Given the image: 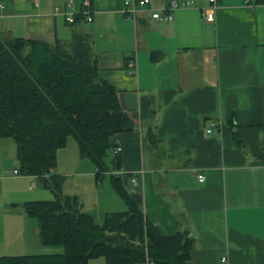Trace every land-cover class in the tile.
Returning <instances> with one entry per match:
<instances>
[{
    "label": "crops",
    "instance_id": "obj_1",
    "mask_svg": "<svg viewBox=\"0 0 264 264\" xmlns=\"http://www.w3.org/2000/svg\"><path fill=\"white\" fill-rule=\"evenodd\" d=\"M85 1L0 0L5 39L69 43L76 33L88 35L101 77L136 126L112 138L108 160L119 155L122 169L101 177L81 157L68 169L59 161L67 146L61 149L51 174L65 178L64 194L68 178L91 179L98 187L92 213L101 204L105 215L125 212L105 177L128 176V191L142 195L146 218L163 235L191 233L192 264H264V5L220 0L215 22L207 23L209 0H178L191 5L162 22L151 10L165 8V0H151L136 18L124 14L128 0H93L88 22L78 19ZM211 121L220 126L207 134ZM150 131L155 141L146 139ZM14 170L16 149L0 138V256L62 254L41 243L37 220L23 209L37 200L39 183L52 191ZM73 196L86 212L84 196Z\"/></svg>",
    "mask_w": 264,
    "mask_h": 264
},
{
    "label": "trees",
    "instance_id": "obj_2",
    "mask_svg": "<svg viewBox=\"0 0 264 264\" xmlns=\"http://www.w3.org/2000/svg\"><path fill=\"white\" fill-rule=\"evenodd\" d=\"M135 129L117 89L101 77L88 35L52 43L0 34V138L15 144L20 174L43 179L54 193L55 199L27 202L23 209L37 220L44 246L64 247L62 254L0 256V264H89L101 257L105 264H192L193 237L163 235L128 191V176L110 175L127 210L107 213L100 225L78 197L64 194L65 178L51 174L70 137L98 177L120 171L119 155L108 162L112 138ZM146 139L155 141L152 131Z\"/></svg>",
    "mask_w": 264,
    "mask_h": 264
},
{
    "label": "rangeland",
    "instance_id": "obj_3",
    "mask_svg": "<svg viewBox=\"0 0 264 264\" xmlns=\"http://www.w3.org/2000/svg\"><path fill=\"white\" fill-rule=\"evenodd\" d=\"M9 142H11V144L13 143V141L11 139H8ZM13 146L14 148L16 149V146L15 144L13 143ZM8 154L10 155V148H8ZM77 157L80 158V155H79V150H78V145L75 141V139L73 137H70L68 139V145L67 147L62 151L61 153V156L59 158V161L60 162H63L65 164V166H67L68 169H74L75 168V163L73 164L72 166V162L71 161H74ZM112 157V150L109 152V157L108 159H110ZM88 161V160H87ZM109 162V160H108ZM95 167V166H94ZM105 186L107 184V186H109V183H110V179L108 176L105 177ZM94 182V185L96 186L97 183H96V177L94 178L93 180ZM111 184V183H110ZM39 193H38V198L37 200H34V201H31V202H37V201H51L53 199H55V195L50 192L49 190L47 189H44V186L39 183ZM100 187V190H103V191H100V199L101 197L105 196L106 195V191H105V186L102 188L101 184L99 185ZM97 188L98 187H93L92 186V181L91 179H83V180H80V178H76V177H70L68 178V182L65 186V194H69V196H73V195H83L84 196V199L86 201V207H85V211L89 214H92L95 219H96V222L100 225L103 224L104 222V216H105V212L108 211L104 208V206L101 204V206L96 210L95 213H92L90 211V207L88 205V203H91V201L93 199L97 200L98 199V196H97ZM117 196V195H116ZM119 198V197H117ZM120 200V199H118ZM120 202H123L120 200ZM105 211V212H104ZM3 224V222H0V224ZM57 247H61L63 249V252H64V247L62 246H57ZM90 264H105V260L104 258H95L93 259ZM140 264H145V263H140Z\"/></svg>",
    "mask_w": 264,
    "mask_h": 264
},
{
    "label": "built area",
    "instance_id": "obj_4",
    "mask_svg": "<svg viewBox=\"0 0 264 264\" xmlns=\"http://www.w3.org/2000/svg\"><path fill=\"white\" fill-rule=\"evenodd\" d=\"M167 6L161 10H151V16L153 19L162 21V22H169L173 20V12L176 10H179L181 8H186L191 5V2L189 1H183L179 2L178 0H165ZM220 0H209L210 6L209 8L203 13V19L207 23H214L215 22V15L216 11L218 9V4ZM151 5V0H132V1H126L125 2V8H124V14L128 18H136L139 12H141L145 7H148ZM91 3L90 0H86L84 3V12L83 15H85V18L88 22L92 21V14H91ZM74 15H70V21H73ZM128 68L131 72H134L136 69V61L130 60L128 63ZM220 126L219 122L217 121H211L209 126L205 129V132L207 134H213L215 133V130ZM121 151V148H117L116 152L119 153ZM14 174L20 175L19 170H14ZM199 181L203 182L205 181V176L203 174H200L198 176ZM133 183L136 184L135 180H133ZM36 184L33 183L32 187H35ZM130 192H134V190H131ZM223 261H226V258H223Z\"/></svg>",
    "mask_w": 264,
    "mask_h": 264
},
{
    "label": "water",
    "instance_id": "obj_5",
    "mask_svg": "<svg viewBox=\"0 0 264 264\" xmlns=\"http://www.w3.org/2000/svg\"><path fill=\"white\" fill-rule=\"evenodd\" d=\"M133 198L136 200V202L140 205L143 204V198L142 195H140L139 193H133ZM184 235L187 237H191V233L190 232H184Z\"/></svg>",
    "mask_w": 264,
    "mask_h": 264
}]
</instances>
